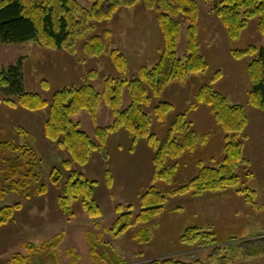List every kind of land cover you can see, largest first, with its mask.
<instances>
[{"label": "rangeland", "instance_id": "374dc122", "mask_svg": "<svg viewBox=\"0 0 264 264\" xmlns=\"http://www.w3.org/2000/svg\"><path fill=\"white\" fill-rule=\"evenodd\" d=\"M90 9L88 0H78ZM222 0H196L200 8L197 25L200 53L208 64L205 73L190 76L184 82H173L160 98L152 97L147 113L152 118V133L164 140L178 115L186 114L195 103L198 91L207 85L223 94L232 105L245 107L249 124L245 130V163L239 167V185L220 192H209L202 196L192 193L174 195L181 187L193 180L200 171L199 164L218 167L224 158V133L216 124L210 109L200 105L187 114V121L199 137L206 136V142L194 151H187L180 159L172 162L177 166L171 183L152 182L153 150L146 140H141L132 150V138L121 131L111 136L107 144L109 160L102 155H93L84 167L73 165L72 171L97 182L95 200L102 210V217L91 218L78 203L73 205L74 216L65 215L58 205V198L70 176L63 172L60 183L54 186L50 177L53 169H62L64 162L70 161L67 153L52 144L44 136L43 125L49 116L48 109L42 112H28L19 105L10 106L0 93V142L17 145L29 143L35 148L41 160L43 184L48 188L44 197L27 199L25 194H9L0 202V209L21 204L22 209L13 220L0 227V264H8L13 255H27V243L40 248L60 233L64 241L55 251L57 264H150L155 260L176 258L189 264H208L212 249L192 250L182 242L185 231L198 228L213 235L221 244L219 261L228 264H264V114L248 105L247 94L251 89L247 67L250 58L236 60L233 52L249 47L264 49V37L257 28V20L249 22L238 40H231L214 12L215 5ZM181 35L177 44L180 59L187 56V28L185 19H178ZM109 31L108 50H117L128 61V79L137 78L141 68H152L160 57L163 38L156 13L139 4L132 9H122L113 20L97 24L86 39ZM85 40H78L75 52L43 49L35 42L21 45H0V73L11 65L23 61L25 90L39 94L51 102L53 95L65 88L79 87L89 79L91 72L98 77L91 83L103 93L104 79L118 78V72L107 53L98 58H88L83 53ZM218 72L222 75L214 80ZM49 86L43 88L42 83ZM17 103V98H12ZM130 99L124 96L122 110ZM170 103L174 110L163 122L154 119L153 108L160 103ZM81 130L94 137L97 127L105 128L113 124L111 111L103 104L94 124L86 112L74 118ZM19 129L25 136H20ZM113 175L109 187L106 171ZM155 186L168 197L164 213L146 225L133 227L118 239L109 234L118 217L117 208L131 210L133 221L140 214L142 196ZM254 193L252 195L251 193ZM172 194V195H171ZM171 195V196H170ZM131 207V208H130ZM147 228L151 241L142 245L136 235ZM88 233L94 235L98 246L97 256H91ZM34 264H54L53 259L34 257Z\"/></svg>", "mask_w": 264, "mask_h": 264}, {"label": "trees", "instance_id": "16d2710c", "mask_svg": "<svg viewBox=\"0 0 264 264\" xmlns=\"http://www.w3.org/2000/svg\"><path fill=\"white\" fill-rule=\"evenodd\" d=\"M90 9L83 7L78 0H0V45H21L35 42L43 49L75 52L78 40H85L95 30L97 24L109 22L122 9H132L139 4L156 13L157 23L163 38L160 57L152 67L140 69L137 78L128 79V61L117 50H108L109 31L86 39L83 53L88 58H98L107 53L119 77L104 79L103 93L100 94L91 83L98 75L91 72L89 79L79 87L65 88L56 92L51 102L39 94L27 93L23 74V61L5 68L0 73V93L10 106L19 105L28 112H42L48 109L49 116L44 122V136L70 157L62 169H53L51 183L56 186L62 179L63 172L70 176L58 198V205L65 215L74 216L73 205L78 203L91 218L102 217V210L95 200L97 182L90 181L83 175L72 171L73 165L84 167L98 153L109 160L107 144L111 136L125 131L132 138V150L141 140H146L153 150L152 182L171 183L177 166L172 162L180 159L187 151H194L206 142V136L199 137L187 121V114L200 105L210 109L216 124L224 133V158L218 167L199 164L198 175L188 184L175 191L174 195L192 193L202 196L209 192H220L239 185L237 171L245 163V130L249 118L245 107L232 105L221 93L210 85L202 87L195 96L186 114L178 115L164 140H159L152 133V118L147 113L152 105V97L158 99L173 82H184L190 76L207 71L208 64L199 50L197 25L200 8L196 0H88ZM214 12L226 30L229 39L238 40L249 22L257 20L259 34L264 37V0H222L215 5ZM180 17L189 24L187 28V56L180 59L177 44L181 35ZM236 60L250 58L247 67L251 89L247 94L248 105L264 114V49L249 47L233 52ZM218 72L214 80L219 79ZM47 89L48 84L42 83ZM130 99L129 105L122 110L124 96ZM152 96V97H151ZM12 98H17V103ZM112 113V125L97 127L94 137L81 130L74 121L80 113L86 112L92 122L97 121V114L102 105ZM174 110L170 103H160L153 108L154 119L163 122ZM20 136H25L19 129ZM109 187L113 175L106 171ZM48 188L43 184L41 160L29 143L17 145L13 142H0V202L9 194H25L27 199L44 197ZM171 194V195H172ZM254 195V193H251ZM170 195V196H171ZM168 203V197L155 186H151L140 201V214L133 221L131 210L121 206L117 208L118 217L109 234L118 239L133 227L146 225L161 216ZM21 204L0 209V227L9 224L15 214L22 209ZM131 208V207H130ZM65 234L60 233L40 248L27 243L24 248L27 255H13L8 264H34V257L56 262L55 251L64 241ZM94 235L88 233L91 256L96 258L98 246ZM136 241L145 245L150 243L151 234L142 228L136 235ZM182 242L192 250L212 249L208 264H228L219 261L221 244L213 235L201 232L198 228L185 231ZM73 257V264L78 257ZM119 263L124 264L119 261ZM116 264V263H113ZM150 264H189L176 258L155 260Z\"/></svg>", "mask_w": 264, "mask_h": 264}]
</instances>
